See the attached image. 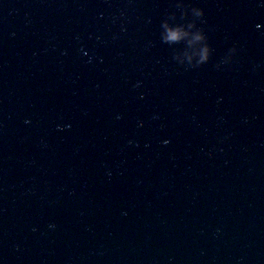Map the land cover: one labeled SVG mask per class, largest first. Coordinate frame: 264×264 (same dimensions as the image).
<instances>
[{"label":"water","instance_id":"95a60500","mask_svg":"<svg viewBox=\"0 0 264 264\" xmlns=\"http://www.w3.org/2000/svg\"><path fill=\"white\" fill-rule=\"evenodd\" d=\"M185 2L196 68L176 0H0V264H264V0Z\"/></svg>","mask_w":264,"mask_h":264},{"label":"clouds","instance_id":"9594fccd","mask_svg":"<svg viewBox=\"0 0 264 264\" xmlns=\"http://www.w3.org/2000/svg\"><path fill=\"white\" fill-rule=\"evenodd\" d=\"M174 6L178 12L167 13L165 18L160 21L161 41L168 45L179 44L183 41L186 46L175 52L172 57L173 61L185 68L200 67L209 61L213 53L205 29L200 26L203 24L204 9L194 3H186L185 0H176ZM256 27L259 28V25L257 24ZM236 52V47L229 48L223 56L224 62L231 63ZM216 67L219 68V65ZM119 118L117 116V119ZM57 127L59 128V126ZM163 143L167 144L168 141L165 140ZM48 227L54 229L55 225L49 224Z\"/></svg>","mask_w":264,"mask_h":264}]
</instances>
